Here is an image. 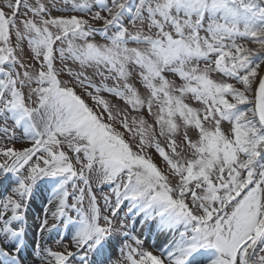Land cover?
Masks as SVG:
<instances>
[{
	"label": "snow or ice",
	"instance_id": "1",
	"mask_svg": "<svg viewBox=\"0 0 264 264\" xmlns=\"http://www.w3.org/2000/svg\"><path fill=\"white\" fill-rule=\"evenodd\" d=\"M0 189V264H264V0H0Z\"/></svg>",
	"mask_w": 264,
	"mask_h": 264
},
{
	"label": "rangeland",
	"instance_id": "2",
	"mask_svg": "<svg viewBox=\"0 0 264 264\" xmlns=\"http://www.w3.org/2000/svg\"><path fill=\"white\" fill-rule=\"evenodd\" d=\"M108 83L111 86V84L113 82L109 81ZM104 95L106 96V98L111 99L110 97H107V94H104ZM89 102L91 103V101H89ZM104 191H108V189L105 188ZM0 192H4V189H0ZM47 195H48L47 190L42 188L33 197V201L29 207V210H28V238L29 239L32 238V233L35 230L36 217L40 214L42 202H45ZM114 199L115 198L113 197V201H114ZM101 204H103V201H101ZM127 211H128V206H127V203H125L120 210V213H119L120 217L122 218L124 216V213ZM136 227H137V229H140L143 227L146 232L149 231V229H150L153 234L156 233V225L154 222H151V221L148 222V224L144 225V226H142L139 223V221H137ZM151 239H152V236L149 235V240H151ZM156 239H157V244L161 247H163L164 244L167 243V239H166L165 235L158 234L156 236ZM48 243H51V241H48Z\"/></svg>",
	"mask_w": 264,
	"mask_h": 264
}]
</instances>
